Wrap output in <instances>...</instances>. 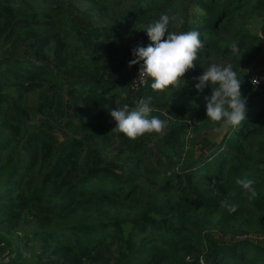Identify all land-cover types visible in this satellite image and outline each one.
I'll return each instance as SVG.
<instances>
[{"label": "trees", "instance_id": "16d2710c", "mask_svg": "<svg viewBox=\"0 0 264 264\" xmlns=\"http://www.w3.org/2000/svg\"><path fill=\"white\" fill-rule=\"evenodd\" d=\"M251 18L264 0H0V264H264Z\"/></svg>", "mask_w": 264, "mask_h": 264}, {"label": "rangeland", "instance_id": "374dc122", "mask_svg": "<svg viewBox=\"0 0 264 264\" xmlns=\"http://www.w3.org/2000/svg\"><path fill=\"white\" fill-rule=\"evenodd\" d=\"M76 4H77V6H76V8L74 10V14H73L75 21L77 23H81L83 25H86L89 22V20H88L89 18L85 14V9H86L85 5H83L84 3H79V2ZM78 9H79V11H77ZM72 13H73V10H72ZM255 21L256 20H254L253 18H251L248 21H245L246 22L245 25L251 27L252 30L256 31V33L258 34V37L260 39L259 53L254 58L253 62H251L250 65H248V70L264 73V35L261 34V32L258 30ZM249 22H251V23H249ZM130 47H131V43L128 45L127 52H125L126 54L124 55V57L122 59V68H123V65L125 64V61L127 58H129V60L132 59L133 61H135V55L133 54V51L130 49ZM263 89H264V87H261L260 91H263ZM133 94L135 95V93H133ZM34 121H35V118L29 119V122H34ZM218 123L219 124H216V125L210 124L206 128L199 130L198 134H196L193 137L194 138L193 150L195 153L205 152L209 148L213 139L220 138L221 134L226 130L227 127H226V123H224V122H218ZM192 126H193V122H190V126H188V127L192 128ZM53 129L56 130L57 128L53 127ZM188 136H193V131H190ZM186 147L188 150H190L191 145L188 144ZM249 236L251 237V239L256 240V241H259L260 239H264V235H261L258 233H252L251 232ZM16 244H17V246H16ZM12 245H13V247L18 248L21 251V254L25 257L28 256V254L31 252V249H29L26 246L21 245L17 241H14L12 243ZM34 249H36V251L39 250V248L37 246H34ZM5 252H6V249H5L4 245L0 242V259L3 256V254H5Z\"/></svg>", "mask_w": 264, "mask_h": 264}, {"label": "built area", "instance_id": "2783aa9c", "mask_svg": "<svg viewBox=\"0 0 264 264\" xmlns=\"http://www.w3.org/2000/svg\"><path fill=\"white\" fill-rule=\"evenodd\" d=\"M130 43H131L130 49L133 51V54L135 55V61H133L132 59L129 60V58H127L121 70L128 76L130 80L131 89L137 90L142 85H144L148 73L144 68V66L138 61L139 50L142 45L141 36L135 37L132 41L129 42V44ZM247 73L249 76L248 81L253 88L264 87V74H260L256 71H251Z\"/></svg>", "mask_w": 264, "mask_h": 264}]
</instances>
